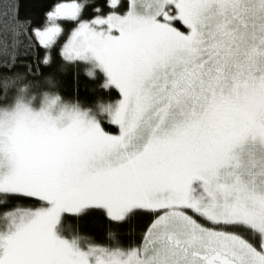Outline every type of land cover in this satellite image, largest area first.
Masks as SVG:
<instances>
[{
    "label": "snow or ice",
    "instance_id": "snow-or-ice-1",
    "mask_svg": "<svg viewBox=\"0 0 264 264\" xmlns=\"http://www.w3.org/2000/svg\"><path fill=\"white\" fill-rule=\"evenodd\" d=\"M43 16L0 13V264H264V0H59ZM81 62L91 108L53 91Z\"/></svg>",
    "mask_w": 264,
    "mask_h": 264
},
{
    "label": "trees",
    "instance_id": "trees-1",
    "mask_svg": "<svg viewBox=\"0 0 264 264\" xmlns=\"http://www.w3.org/2000/svg\"><path fill=\"white\" fill-rule=\"evenodd\" d=\"M20 2V16L30 17L33 20L34 25L42 24L44 20L43 13L49 9L50 5L59 2V0H19ZM95 3L101 4L103 0H94ZM126 3L127 0H124ZM9 0H0V13L7 8ZM93 13V9H89L85 18H91ZM43 52V46H39L37 44L36 53L39 55ZM59 60L63 58L58 55ZM21 61L27 59L28 61H33L35 57H20ZM17 67L22 70L23 64L18 63ZM43 72L47 73L50 69L45 66ZM100 78H103V73L98 72ZM58 79L60 81L59 86L54 89L63 100L65 101H78L82 107L91 108L93 107V96H94V85L91 82V78L87 76L86 72L83 68V63L79 67L73 66L68 72L59 74ZM102 82V81H101ZM47 90V89H44ZM109 91V90H104ZM112 97L111 99H115L119 97V92L117 89L112 88L111 90ZM40 104L39 99L33 102V106H38ZM104 128L111 132H117V126L114 124H108L107 121L102 122ZM17 203L18 206H32L35 204L34 200H22ZM71 217L72 214H69ZM70 226H73L78 230L82 235H86L90 238V240L94 243L107 245L110 243V239L107 236V225L103 221L98 220H81L79 218L70 219L68 221ZM119 239L125 245L133 238L132 233L127 229H119ZM138 231V229H137Z\"/></svg>",
    "mask_w": 264,
    "mask_h": 264
},
{
    "label": "rangeland",
    "instance_id": "rangeland-1",
    "mask_svg": "<svg viewBox=\"0 0 264 264\" xmlns=\"http://www.w3.org/2000/svg\"><path fill=\"white\" fill-rule=\"evenodd\" d=\"M31 107L33 108L34 111H39L40 108L42 107V104L40 103L38 106L31 105ZM52 115L53 116H58L59 115V107H57V108H55V109L52 110ZM64 122L67 123V120L65 119ZM118 130L119 129L117 127V132H118ZM105 131H109V130H106L105 129ZM109 132H111V131H109ZM113 133H115V132H113Z\"/></svg>",
    "mask_w": 264,
    "mask_h": 264
}]
</instances>
